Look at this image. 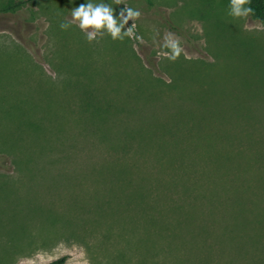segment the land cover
<instances>
[{"label": "rangeland", "instance_id": "1", "mask_svg": "<svg viewBox=\"0 0 264 264\" xmlns=\"http://www.w3.org/2000/svg\"><path fill=\"white\" fill-rule=\"evenodd\" d=\"M23 1L0 11V150L25 166L19 193L0 198V213L20 212L0 218V264H108L72 235L43 245L51 233L34 236L28 211H69L56 195L105 186L112 165L124 188L191 196V260L169 264H264V23L231 0ZM89 3L111 9L119 37L79 27L72 11ZM59 148L62 170L46 165ZM7 162L0 173L16 175Z\"/></svg>", "mask_w": 264, "mask_h": 264}, {"label": "trees", "instance_id": "2", "mask_svg": "<svg viewBox=\"0 0 264 264\" xmlns=\"http://www.w3.org/2000/svg\"><path fill=\"white\" fill-rule=\"evenodd\" d=\"M147 1L151 2V0ZM23 2V0H6L0 3V11H16ZM242 6L245 9H252L249 12L250 16L264 23V0H247ZM195 64L198 65V60ZM107 134L108 132L105 136ZM8 159L15 165L16 175L8 176L6 173H0L1 199L9 193L18 194L25 175V166L8 151L0 150V169L9 170ZM70 160L71 158L69 159V156L59 148L48 155L46 165L51 167L59 162L62 170L70 164ZM120 172V166L112 165V175L105 181V186L93 185L86 194L82 195L83 197H79V193H72V183H68L64 187V193L62 191L56 196L58 200L64 198L69 211L62 210L63 208L57 209L56 201L51 206L36 203V207L33 206L28 212L36 215L40 213L41 217L31 233L34 236L38 233L42 236L45 230L47 231L45 236L51 233L44 239L43 245H47L48 240L53 239V242H57L66 234L72 235L86 246L92 261H101L104 258L108 264L111 262L113 264L114 261L169 264L168 261H186L187 258L191 260L190 253L194 249L195 239L190 226L194 217L185 206V204L191 205L189 200L191 196L181 200L172 198L168 201L157 198L150 186L146 187L141 183L130 182V186L124 188L116 183L121 175ZM51 174L55 175V172ZM188 187L187 190L191 185ZM123 203L133 205L128 209L127 218L114 215ZM80 207L82 211L88 210L87 216L79 217L80 221L88 220L89 226L82 224L83 222L78 221L75 216V212L79 211ZM19 213L1 212L0 218L3 215L10 216L14 222ZM65 259L66 256L63 255L47 264H63Z\"/></svg>", "mask_w": 264, "mask_h": 264}, {"label": "clouds", "instance_id": "3", "mask_svg": "<svg viewBox=\"0 0 264 264\" xmlns=\"http://www.w3.org/2000/svg\"><path fill=\"white\" fill-rule=\"evenodd\" d=\"M247 0H232L233 12L235 15H246L252 9H244L241 11L240 6L245 4ZM128 17L139 15V13L133 12L128 9ZM72 17L74 20L79 21V27L84 30L89 27L95 29L97 32L100 29H106L108 33L111 34L113 38H117L120 35L121 28L123 24L117 26L116 20L113 18L111 9L104 5H96L89 3L87 5L81 4L72 11ZM127 22V17H125L124 23ZM67 24H61V28H66ZM95 33H89V39L94 37ZM173 47H175L173 45ZM179 50L177 49V52Z\"/></svg>", "mask_w": 264, "mask_h": 264}]
</instances>
